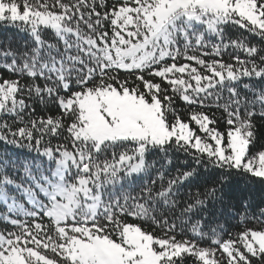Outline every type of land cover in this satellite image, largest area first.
<instances>
[{
  "label": "snow or ice",
  "instance_id": "1",
  "mask_svg": "<svg viewBox=\"0 0 264 264\" xmlns=\"http://www.w3.org/2000/svg\"><path fill=\"white\" fill-rule=\"evenodd\" d=\"M0 31V264H264V0H0Z\"/></svg>",
  "mask_w": 264,
  "mask_h": 264
},
{
  "label": "trees",
  "instance_id": "2",
  "mask_svg": "<svg viewBox=\"0 0 264 264\" xmlns=\"http://www.w3.org/2000/svg\"><path fill=\"white\" fill-rule=\"evenodd\" d=\"M12 36H13V33H11V32H9V33H3L2 31H0V40L5 39L6 37H12ZM253 42H255V40H254ZM249 194H250V195L253 197V199H254L255 201H257V202L260 200V198H261L262 196H264V192H262V191L259 189V187H256V188H254L253 190H251ZM232 223H233V224H237L238 221H237V220H233Z\"/></svg>",
  "mask_w": 264,
  "mask_h": 264
}]
</instances>
